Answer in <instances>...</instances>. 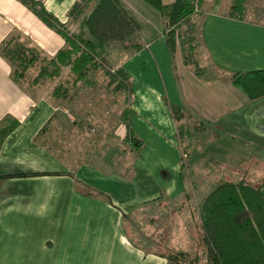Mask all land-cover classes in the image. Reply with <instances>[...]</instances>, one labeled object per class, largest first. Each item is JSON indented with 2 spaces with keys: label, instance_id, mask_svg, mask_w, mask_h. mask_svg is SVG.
<instances>
[{
  "label": "crops",
  "instance_id": "1",
  "mask_svg": "<svg viewBox=\"0 0 264 264\" xmlns=\"http://www.w3.org/2000/svg\"><path fill=\"white\" fill-rule=\"evenodd\" d=\"M79 1L39 0L67 29ZM160 1L167 6L175 0ZM119 2L139 25L141 44L135 52L114 49L108 57L112 68L126 74L130 89L129 123L124 129L121 113L119 127L141 146L128 149L106 145L112 134L92 138L97 131L89 113H78L87 99L60 101L55 91L43 89L52 79L46 74L37 73L34 90L14 77L1 54L6 41L38 53L41 61L25 71L32 74L70 50L64 36L20 0H0V125L16 124L0 147V176L52 173L0 180V264H160L164 258L132 242V218L148 221L140 223L147 232L163 226L171 234L185 233L182 220L197 213L192 202L207 195L198 200L194 185L210 184L211 165L264 168V98L251 101L230 81L235 73L264 70V0H201L200 13L190 18L200 74L168 47L158 10L144 0ZM72 34L89 38L83 30ZM68 66L63 72L76 81L78 72ZM76 86L85 85L81 80ZM172 107L180 110L179 120ZM46 135L52 141L43 146ZM57 144L65 146L58 150ZM65 168L70 178L56 175ZM45 180L66 191L37 192ZM32 186L35 191L27 192Z\"/></svg>",
  "mask_w": 264,
  "mask_h": 264
},
{
  "label": "trees",
  "instance_id": "2",
  "mask_svg": "<svg viewBox=\"0 0 264 264\" xmlns=\"http://www.w3.org/2000/svg\"><path fill=\"white\" fill-rule=\"evenodd\" d=\"M80 1L74 4L69 14L77 8L79 14L89 8L81 24L83 32L89 37L88 40L77 38L72 33L70 36L65 34L62 31L63 25L45 10L39 0H20L47 26L64 36L70 50L66 55L67 65L78 72L76 83L87 78L89 74H86V70L83 71V67L90 65L93 67L95 57L99 56L108 64L109 54L114 49L135 52L141 48L138 42L139 25L122 7L119 0H88L81 8ZM144 1L158 10L166 20V43L173 52L179 37L178 28L182 25H192L190 18L193 15V0H175L167 6L160 0ZM88 4L93 5L89 7ZM10 44L12 41L3 43L1 54L12 68L17 62L22 70H25L39 58L34 49L20 43H15L13 49L7 50ZM80 45L85 49L82 52L78 51L80 55L76 57L74 53ZM25 53H28L30 59H26ZM64 54L60 52L56 60ZM71 56H74V59L70 61ZM192 65L195 72L200 74L198 66ZM117 70L121 82H125L128 87L126 74L121 69ZM230 81L240 87L249 100L257 101L264 98V70L235 73L230 76ZM119 85L123 86L121 83ZM172 113L176 120L182 117L178 108L172 107ZM15 125L13 123L0 125V147ZM126 137L132 146L137 148L141 146V142L132 138L129 132ZM46 175L52 173L7 174L0 176V180ZM198 215L200 218L198 245L203 249L207 264H264V179L254 185L243 180L237 183L232 180L221 182L203 199L198 207ZM158 256L169 261L174 260L172 264H183L187 258V254L183 252Z\"/></svg>",
  "mask_w": 264,
  "mask_h": 264
},
{
  "label": "rangeland",
  "instance_id": "3",
  "mask_svg": "<svg viewBox=\"0 0 264 264\" xmlns=\"http://www.w3.org/2000/svg\"><path fill=\"white\" fill-rule=\"evenodd\" d=\"M85 1L87 2L88 0L80 1V8L86 5ZM88 5L89 7H91L93 4H88ZM88 10L89 8H86L84 11H82L81 14H79L78 8H77L72 14H69L72 24L68 26V29L65 26H62V31L68 36H70V33H74V31H79V30L81 31L82 21H83L84 15L88 12ZM71 28H73V32H70ZM177 34L179 35V37L177 38L176 45L174 47L175 48L174 52H176V55L180 57V61L182 64L184 65L186 63H190L191 65L195 64L196 55L198 52L197 50L198 42L194 35V30H193L192 25L190 24L189 26H185V25L180 26L178 28ZM15 43L16 42H13L12 44H10L7 47V50L13 49L15 46ZM84 49H85L84 46L80 45L79 49H77V52L74 53V55L76 57L79 56L80 55L79 53L82 52V50ZM64 53L65 54L63 55V57L61 56L57 61H53L52 63H47L46 65L40 67L38 69V72H36L35 74H32L31 71H29L28 73H25L26 69L29 66L25 70H22V68L18 65L17 62L12 68V71H14V73L13 72L12 73L18 81H22L24 83L28 82V84L26 83V86L28 89H31V90H34L32 89V82H34L33 81L34 77L37 78L36 76L37 73L39 76H43L46 74L47 76H49V78H52V79L50 80V82H48L49 84L43 85V89H45L46 92L48 91V89L50 92L55 91V94L57 98L60 99V101L61 99H66L70 96L72 98L77 96V97H81L82 99L83 98L87 99L88 101L85 102L86 104L84 106L86 105L88 106H86L85 108H82V104H81L79 107L80 110L78 113L82 115L87 112L89 113L88 116H90L92 120L91 121L92 123L90 124V126L94 127L97 131L93 135L92 138L95 137L98 139L100 134L106 135L107 137L112 134L111 136L108 137V139H110V142L108 139H106V145L108 141L109 147H110V144L114 143L113 145L118 144L119 147L128 149L130 143L127 140L128 138L126 137V134L125 133L123 134V128L121 129L119 126L122 123V121L120 120L121 113H123V116H124L123 117L124 129H125V126L127 127L128 125V121L130 118L129 116H131L129 86L127 87V84L125 82L124 83L121 82L120 77L118 75V70L116 68H112L109 65V63L106 64V62L100 59L99 56L93 59V62H94L93 67L91 65L83 67V71L86 70V74H89L91 76V78H85L82 80L83 84L85 85L84 89H82V86H79V87L76 86L74 77L71 76L72 74H66V72H63V71H66V68H65V65L67 64L66 55L68 54L67 52H64ZM25 57L27 60L30 59L28 53H25ZM72 59H74V56H71V58H69L70 61ZM37 60L39 62L41 61L39 59ZM111 61L114 62L113 58L111 59ZM32 65H34V62L30 66ZM192 66L194 67V65ZM71 67L72 66H70L69 68ZM30 77L32 78V80L30 79ZM26 78L29 81H27ZM119 83H121L123 86L121 87ZM38 89L43 91L41 86L38 87ZM45 91L43 93H45ZM98 107L100 108V110L102 109L103 110L98 111ZM99 113L101 115L100 118H98ZM103 118L106 119V123L101 122ZM98 125H101L102 130L99 129ZM49 133H46V134H49ZM51 133L52 135L57 136V132H51ZM49 137L50 135L49 136L46 135L42 137L43 138L42 140H44L43 146H46L47 143H49L48 140L52 141L51 139H49ZM68 142L70 143V141ZM62 146H65V145L63 144V145H58L57 147L56 146L55 147L58 150L59 149L62 150L63 148ZM179 146H182V145L179 144ZM209 155L210 157H213L211 154ZM182 159H183V162H185L183 157ZM67 164L70 165L69 163ZM250 166L251 167L248 170L244 169L241 171H228L226 169H220V170L215 169L217 167L211 165L210 172L212 173L211 178H213V180L210 181V184L207 186L204 185V186L199 187V186L194 185V188H195L194 194L196 198L200 200L202 196H205L206 194L208 195L218 184H220L221 182H224V180H227V178L228 180L229 178H231L232 180H235L233 182H236V183L243 180L244 182L251 184V185L261 182L264 179L263 178L264 168L258 163L257 164L252 163ZM205 172H209V171H205ZM57 174L62 175L63 177L70 178V169L65 168L62 170V172L56 173V175ZM234 177L235 179H233ZM45 181L47 182H43L44 184H42V187H39L36 189L37 192L45 195L46 193L59 194V193H63L64 191H66L65 185H62V184L55 185L53 182H50L51 180H45ZM193 182L195 184L194 179H193ZM191 188L192 186H190V189ZM33 191H35L33 186L31 187V189L27 188V192H33ZM203 199L201 202L198 201L197 204L195 201L192 202L191 209H194L196 211V208H197V213H198V207L203 202ZM45 204H47L46 201H44V205ZM193 213L195 212L193 211ZM193 213L188 217L185 216L186 219L182 220L183 222L187 221L186 227L183 228L185 233H182V234H174V233L171 234L172 228L165 229V228H162L163 226L160 228L159 226L156 227L154 229V232H150V231L147 232L145 228H141L142 224L140 223L142 222L144 223L148 221H146L145 219H139V218H135V219L132 218L131 221L135 222L136 225L133 224L132 222L133 227H131L132 229L130 228V231H128V234H130L129 236L132 242H134L136 245H139L140 247H143L145 250H147V252H150L154 255H157V256L158 255H168V254L172 255L175 252H183L187 254L186 262L183 264H207L203 249L200 247L201 245H198V239H199L198 237L199 236V227H198L199 225L198 224L200 222L199 220L200 218H199V215L197 216V213L195 215ZM156 220L157 219L153 221H156ZM168 220L169 219L167 218L164 220L165 227H168L167 225ZM173 222H174V219L172 220V223ZM179 229L183 230L182 227H180ZM170 240L172 241L170 242ZM156 244H159V245H156ZM173 262L174 260L169 261L165 259V261H160V264H172Z\"/></svg>",
  "mask_w": 264,
  "mask_h": 264
},
{
  "label": "built area",
  "instance_id": "4",
  "mask_svg": "<svg viewBox=\"0 0 264 264\" xmlns=\"http://www.w3.org/2000/svg\"><path fill=\"white\" fill-rule=\"evenodd\" d=\"M200 3H201V0H193V14L200 13ZM182 157L185 158L186 154L182 153Z\"/></svg>",
  "mask_w": 264,
  "mask_h": 264
}]
</instances>
